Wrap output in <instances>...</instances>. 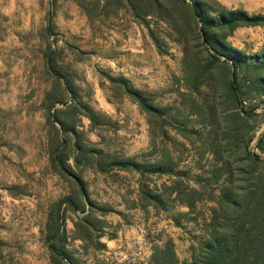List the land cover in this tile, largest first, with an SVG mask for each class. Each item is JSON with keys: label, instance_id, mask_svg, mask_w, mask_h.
Here are the masks:
<instances>
[{"label": "rangeland", "instance_id": "obj_1", "mask_svg": "<svg viewBox=\"0 0 264 264\" xmlns=\"http://www.w3.org/2000/svg\"><path fill=\"white\" fill-rule=\"evenodd\" d=\"M202 1L264 16V0ZM208 31L246 55L236 78L232 64L204 41L190 0H0V264H53L51 215L63 216L62 243L80 264H151L153 248L167 241L178 264L192 262L210 236L223 181L234 180L243 200L255 176L247 158H264L257 145L264 86L256 82L264 67L255 66L264 54V23ZM119 79L162 109L148 114ZM66 82L99 115L91 124L77 113L84 142L140 164L78 169L65 144L66 160L98 208L90 220L102 233L93 230L92 239L81 240L84 228L73 223L83 215L67 202H78L73 177L50 162L63 136L51 114L73 101ZM71 112L58 115L77 122ZM223 165L230 173L220 171ZM141 185L160 201L141 199ZM178 196L195 200L193 208ZM95 240L105 247L95 248Z\"/></svg>", "mask_w": 264, "mask_h": 264}, {"label": "trees", "instance_id": "obj_2", "mask_svg": "<svg viewBox=\"0 0 264 264\" xmlns=\"http://www.w3.org/2000/svg\"><path fill=\"white\" fill-rule=\"evenodd\" d=\"M190 1L195 15L201 22L204 41L209 43L215 52L224 56L232 64L234 68L233 76L236 78V70L243 63L242 57L244 58L246 55L241 50L226 44L221 38L208 30L217 26L232 31L240 25L263 24L264 16L249 14L245 9L241 8H211L202 0ZM214 57L217 58L216 56ZM47 58L48 62H51V57L47 55ZM255 66L264 67V54L261 56L260 63ZM118 81L125 93L133 98L148 114L155 115L162 109L161 106L155 105L143 92L130 87L124 79H119ZM256 82L264 86V77L258 76ZM231 85L232 88H235L233 83ZM64 89L71 95L73 101L71 102L72 104L66 105L65 108H54L53 114H51L52 120L60 125L63 136L60 139L61 148H57L52 152L50 162L54 171L60 175H71L73 177L78 202L75 203L69 199H67V202L75 212L79 210V212L83 213L82 216H78L77 222L73 223L77 231L78 225L84 228L81 231V235L78 236L81 240H84L85 237L92 239L93 230L98 229L100 231L98 232L99 234H95V237H99L102 233V228L94 227L90 220L94 209L98 208L89 198L82 176L72 169L67 161V156L63 154L65 144L71 143L73 147V162L78 169H81L86 163L94 162L92 164L101 172L112 168L140 170V164L133 158L104 154L101 150L87 145L81 138V132L77 129V125L80 123L77 113L86 116L91 124L98 122L97 118L99 115L87 103H83L78 99L77 92H75L71 84L66 82ZM70 109L72 110V117L77 118V122H75V119L73 121L62 120L58 115ZM257 145L264 151V135L258 139ZM247 160L255 167L249 171L251 173L255 172L253 182L244 188L245 192L242 195V200L235 192L237 187L233 184L234 180L227 178L223 181L220 186V194L213 199L216 207H212V216L208 223L210 236L201 243L199 253L190 264H264V158L257 154H252ZM259 165L261 166L260 169ZM219 169L221 172L230 173L226 165L221 166ZM237 170L243 173L248 172L242 167ZM139 191L141 199L144 198L149 202L160 201V195L145 189L144 185L140 186ZM178 199L185 202L190 209L193 208L195 200L184 199L179 196ZM241 201H243V204H241ZM86 204L88 209H85ZM238 207L241 208L239 217L235 213V209ZM61 219H63V216L54 218L51 215L47 223L46 239L50 259L53 264H80L62 243L65 241V227L57 224ZM93 243L95 248L105 247L99 240H95ZM151 259V264H178L173 243L170 241L165 242L162 247L153 248Z\"/></svg>", "mask_w": 264, "mask_h": 264}]
</instances>
